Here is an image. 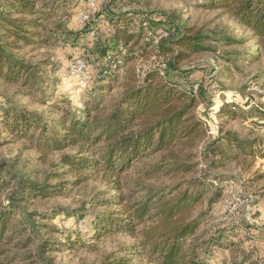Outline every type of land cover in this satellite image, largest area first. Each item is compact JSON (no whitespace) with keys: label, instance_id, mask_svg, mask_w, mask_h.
Returning <instances> with one entry per match:
<instances>
[{"label":"trees","instance_id":"16d2710c","mask_svg":"<svg viewBox=\"0 0 264 264\" xmlns=\"http://www.w3.org/2000/svg\"><path fill=\"white\" fill-rule=\"evenodd\" d=\"M60 1L0 0V80L16 86L20 94L35 96L44 91L45 69L30 63L23 53L44 42V22L56 16ZM202 7L221 11L248 29L256 48L264 53V0H209ZM109 20L105 44L98 49L106 62L95 82L100 92L85 103L83 117L55 106L61 116L55 128L60 129L51 135L43 113L12 105L0 118V149L14 141L26 142L43 160L56 152L75 150L54 166L66 168L64 174L73 176L74 184L94 177L114 192L99 205L111 209L89 221L94 236L128 235L136 240L137 253L151 264H203L199 250L207 241L197 235L201 220L195 211L210 191L215 192L208 201L213 205L223 186H213L209 179L213 176L208 178L207 170L199 169L198 160L209 158L210 153L211 159L219 155L222 159V155L216 151L219 139L199 151L208 138L205 123L194 115L200 98L171 76L181 62L205 48L192 28L174 41L155 42L154 37L144 38L152 24L149 19L126 13L110 15ZM142 40L145 45H140ZM153 55L165 61L164 69L153 68L139 76L135 62ZM41 102L46 104V99ZM226 107L220 113L235 119ZM241 148L242 154L264 159L263 145H248V151ZM151 156L159 159L148 168L142 162ZM221 159L211 160L209 166H221ZM8 163H0V264H23L24 260L54 264L47 256L57 254L60 245L40 235L49 226L37 222L38 214L28 209L34 200L60 194L63 183L38 184L12 171ZM141 164L143 169L138 168ZM134 169L139 170L136 180L127 177ZM74 221L79 232H88L86 227V231L79 228L83 222ZM33 246L34 255H21ZM73 246L72 240L64 245L67 249ZM127 263L122 257L110 264Z\"/></svg>","mask_w":264,"mask_h":264},{"label":"rangeland","instance_id":"374dc122","mask_svg":"<svg viewBox=\"0 0 264 264\" xmlns=\"http://www.w3.org/2000/svg\"><path fill=\"white\" fill-rule=\"evenodd\" d=\"M208 1L97 0L92 19L85 22L87 6L79 0H61L56 16L44 22L41 31L44 42L23 53L30 63L45 69L44 91L35 96L20 94L16 86H8L0 80V118L8 107L22 106L43 113L51 135L60 129L55 128L61 117L55 106L81 119L85 103L100 92V85L95 82L106 62L98 49L105 44L110 15L132 13L136 19H149L152 24L145 28L144 38L154 37L155 42L168 38L174 41L182 37L186 29H194L205 50L181 62L171 77L200 98L194 115L205 123L208 138L199 151L219 139L216 151L222 159L220 155L211 159L210 153L209 158L198 160L199 169L207 170L208 178L213 176L209 179L214 187L223 186V192L213 205L208 204L215 196V192L210 191L195 211L201 220L197 235L207 241L199 250L200 261L203 264H264V178H260L264 175V159L241 152L242 145L246 151L248 145L264 146V53L256 48L253 34L229 15L205 10L202 5ZM144 40L140 45H145ZM80 58L93 66L85 84L70 75L71 65ZM164 62L155 55L138 59L135 62L137 74L143 77L153 68L164 69ZM42 99H46V104H42ZM224 105H228L225 111L233 112L235 119L220 113ZM1 124L2 121L0 131L3 130ZM229 132L231 135H227ZM28 145L14 141L2 147L0 163L9 162L12 171L38 184L63 183L60 194L43 201L34 200L28 209L29 213L38 214L37 222L49 226L41 229L40 235L60 245L57 254L47 256L53 258L54 264H110L122 257L127 264H151L137 253L136 240L128 235L94 236L89 221L94 215L111 209L99 205L114 192L94 177L74 184L75 178L64 174L66 168L54 166L61 157L75 150L56 152L43 160L42 155ZM234 156L237 159L231 160ZM158 159L151 156L142 163L149 168ZM219 159L221 166H209L211 160L217 163ZM138 172L134 169L127 177L134 176L136 180ZM55 175L60 177L54 179ZM231 207H235L232 213ZM112 209L121 212L122 207ZM74 219L83 222L88 232H79ZM71 240L75 246L64 247ZM34 247L21 251V255H34ZM23 264L36 262L24 260Z\"/></svg>","mask_w":264,"mask_h":264},{"label":"built area","instance_id":"2783aa9c","mask_svg":"<svg viewBox=\"0 0 264 264\" xmlns=\"http://www.w3.org/2000/svg\"><path fill=\"white\" fill-rule=\"evenodd\" d=\"M81 4L87 6L89 11L88 14L84 16V21L89 22L92 19V13L96 10V2L97 0H79ZM93 69V66L84 59H78L74 61L71 65L70 75L74 77L76 81L80 84H85V82L90 77V72ZM79 228L86 231L85 225L79 223Z\"/></svg>","mask_w":264,"mask_h":264},{"label":"bare ground","instance_id":"6f19581e","mask_svg":"<svg viewBox=\"0 0 264 264\" xmlns=\"http://www.w3.org/2000/svg\"><path fill=\"white\" fill-rule=\"evenodd\" d=\"M233 211H235V207L230 208V212L232 213Z\"/></svg>","mask_w":264,"mask_h":264}]
</instances>
